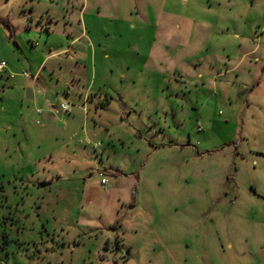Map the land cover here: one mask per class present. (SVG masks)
Segmentation results:
<instances>
[{
	"label": "rangeland",
	"instance_id": "374dc122",
	"mask_svg": "<svg viewBox=\"0 0 264 264\" xmlns=\"http://www.w3.org/2000/svg\"><path fill=\"white\" fill-rule=\"evenodd\" d=\"M0 17V264H264V0Z\"/></svg>",
	"mask_w": 264,
	"mask_h": 264
},
{
	"label": "crops",
	"instance_id": "0c3cea01",
	"mask_svg": "<svg viewBox=\"0 0 264 264\" xmlns=\"http://www.w3.org/2000/svg\"><path fill=\"white\" fill-rule=\"evenodd\" d=\"M52 2L53 3H56V0H52ZM58 2V1H57ZM79 23H80V26L81 27H83V29H84V13H83V11H81V14H80V16H79ZM86 36V32H85V29H84V31H83V33L81 34V36H79L77 39H75V40H73L72 41V44H74V45H78L79 44V41H81V39L83 38V37H85ZM15 37H16V35H15ZM16 40V39H15ZM78 41V42H77ZM87 47H89V46H91V44L89 43L88 45H86ZM72 47V46H71ZM79 49H81V51H77V53L78 52H80L79 54H77L76 56L77 57H75L74 58V60L76 61V63H78V64H80V62H82V60H84L85 58H84V51H83V48L82 47H80ZM82 63H84V62H82ZM85 64V63H84ZM86 65V64H85ZM87 66V65H86ZM88 67V66H87ZM33 80V82H36V81H38V80H36L35 78L34 79H32ZM30 96L33 98L34 96H33V94H30ZM56 107H53V112H54V109H55ZM115 173H117V172H112V175L113 176H115ZM118 175H116L115 177L117 178V177H120V174L119 173H117ZM40 184H43V185H48L49 183L47 182V181H42V182H40Z\"/></svg>",
	"mask_w": 264,
	"mask_h": 264
},
{
	"label": "built area",
	"instance_id": "2783aa9c",
	"mask_svg": "<svg viewBox=\"0 0 264 264\" xmlns=\"http://www.w3.org/2000/svg\"><path fill=\"white\" fill-rule=\"evenodd\" d=\"M7 68H8L7 62L6 61H0V74L5 72L7 70ZM22 75L24 77H29L30 76V74L28 72H24V73H22ZM38 113L41 114L42 112L38 111ZM54 113L56 115H59V114H70L71 113V107L68 104L63 103L59 107H56L54 109ZM92 149L94 151L99 150L100 149V144L92 145ZM108 183H109V181L107 179H103V181H102L103 185L106 186Z\"/></svg>",
	"mask_w": 264,
	"mask_h": 264
},
{
	"label": "trees",
	"instance_id": "16d2710c",
	"mask_svg": "<svg viewBox=\"0 0 264 264\" xmlns=\"http://www.w3.org/2000/svg\"><path fill=\"white\" fill-rule=\"evenodd\" d=\"M0 24L3 25L4 27H6L9 30L11 40H13L15 45L19 47L18 42L15 40V30L13 29L11 21L9 19H7V18L0 17ZM116 175H118V174L115 173V176ZM134 204H135V195L133 194L132 200L130 202V205L132 206ZM119 224H120V219H118L116 221V225H119Z\"/></svg>",
	"mask_w": 264,
	"mask_h": 264
}]
</instances>
